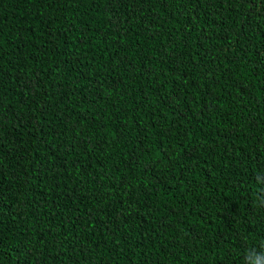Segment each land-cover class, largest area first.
<instances>
[{"label": "trees", "instance_id": "obj_1", "mask_svg": "<svg viewBox=\"0 0 264 264\" xmlns=\"http://www.w3.org/2000/svg\"><path fill=\"white\" fill-rule=\"evenodd\" d=\"M0 264H264V0H0Z\"/></svg>", "mask_w": 264, "mask_h": 264}]
</instances>
